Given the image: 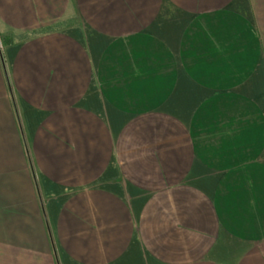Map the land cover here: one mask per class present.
<instances>
[{
    "label": "crops",
    "instance_id": "1",
    "mask_svg": "<svg viewBox=\"0 0 264 264\" xmlns=\"http://www.w3.org/2000/svg\"><path fill=\"white\" fill-rule=\"evenodd\" d=\"M0 264H264V0H0Z\"/></svg>",
    "mask_w": 264,
    "mask_h": 264
},
{
    "label": "rangeland",
    "instance_id": "2",
    "mask_svg": "<svg viewBox=\"0 0 264 264\" xmlns=\"http://www.w3.org/2000/svg\"><path fill=\"white\" fill-rule=\"evenodd\" d=\"M3 42H4V40H3Z\"/></svg>",
    "mask_w": 264,
    "mask_h": 264
}]
</instances>
